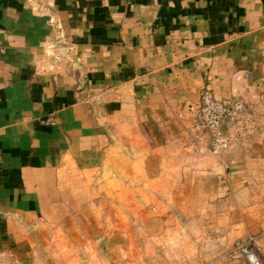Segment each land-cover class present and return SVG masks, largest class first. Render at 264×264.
I'll return each instance as SVG.
<instances>
[{"label":"crops","instance_id":"1","mask_svg":"<svg viewBox=\"0 0 264 264\" xmlns=\"http://www.w3.org/2000/svg\"><path fill=\"white\" fill-rule=\"evenodd\" d=\"M54 25L75 50L58 62L46 55ZM204 88L264 113V0H0V264L81 250L65 225L81 217L66 215L48 176L58 169L114 173L119 154L116 173L143 176L138 203L153 206L200 191L215 207L241 189L244 161L264 157V118L249 143L201 156L192 125ZM54 110L57 125L43 126Z\"/></svg>","mask_w":264,"mask_h":264},{"label":"rangeland","instance_id":"2","mask_svg":"<svg viewBox=\"0 0 264 264\" xmlns=\"http://www.w3.org/2000/svg\"><path fill=\"white\" fill-rule=\"evenodd\" d=\"M54 28L55 37L46 50L47 57L58 62L60 56H74V48L66 46L57 26ZM92 98L95 100L94 94L86 99L90 102ZM234 98L245 104V112L238 117V126L228 130L232 141L221 155L204 152L209 140L198 141L192 125L196 152L201 156L222 158L233 145L249 143L262 130L264 113L256 111L243 98ZM48 118H53L55 124L48 125ZM57 120L54 110L41 123L51 127L57 125ZM133 161L129 167L136 164ZM114 163V173L102 166L95 172L62 168L48 175L60 183L59 195L65 200L66 215L81 217V222L65 224L75 227V233L70 234L80 236L81 250L60 256L59 262L50 257L49 264H248L244 259L234 258L231 251L251 236L256 237L261 247L259 258L264 264V157L244 161L252 169L243 178L244 185L239 190L219 192L222 195L215 207L204 205L211 202V195L200 191L192 192L190 200L178 196L182 192H174L173 200L167 198L161 205L153 206V199L148 196L138 203V196L147 193L138 191L143 176L116 173L121 166H127L119 154ZM223 171L227 179L224 165ZM89 239L97 242L95 252L84 253V243L87 247ZM35 259L41 264L39 256Z\"/></svg>","mask_w":264,"mask_h":264},{"label":"built area","instance_id":"3","mask_svg":"<svg viewBox=\"0 0 264 264\" xmlns=\"http://www.w3.org/2000/svg\"><path fill=\"white\" fill-rule=\"evenodd\" d=\"M244 112L245 104L240 99L231 98L228 102H224L215 98L208 88L202 89L199 112L193 128L198 141L203 142L205 138L209 140L204 152L221 155L226 151L232 141L228 130H233L238 126V117ZM47 124L54 125L53 118H48ZM1 163L2 154L0 152ZM260 249L256 237L251 236L245 243H237L231 253L234 258L244 259L248 264H262L259 258Z\"/></svg>","mask_w":264,"mask_h":264}]
</instances>
